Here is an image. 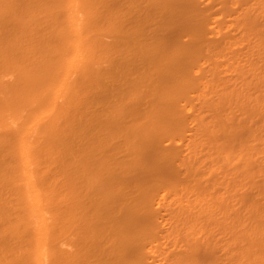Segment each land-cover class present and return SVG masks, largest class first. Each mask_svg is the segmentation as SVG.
<instances>
[{"label":"bare ground","instance_id":"1","mask_svg":"<svg viewBox=\"0 0 264 264\" xmlns=\"http://www.w3.org/2000/svg\"><path fill=\"white\" fill-rule=\"evenodd\" d=\"M0 264H264V0H0Z\"/></svg>","mask_w":264,"mask_h":264}]
</instances>
